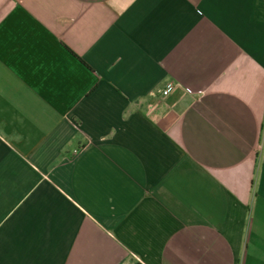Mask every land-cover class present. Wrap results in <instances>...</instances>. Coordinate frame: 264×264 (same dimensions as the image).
<instances>
[{"label": "crops", "instance_id": "obj_1", "mask_svg": "<svg viewBox=\"0 0 264 264\" xmlns=\"http://www.w3.org/2000/svg\"><path fill=\"white\" fill-rule=\"evenodd\" d=\"M0 264H264V0H0Z\"/></svg>", "mask_w": 264, "mask_h": 264}, {"label": "built area", "instance_id": "obj_2", "mask_svg": "<svg viewBox=\"0 0 264 264\" xmlns=\"http://www.w3.org/2000/svg\"><path fill=\"white\" fill-rule=\"evenodd\" d=\"M172 88H173V85L170 84V85L167 87V89H165V90L163 91V95H164V96H167Z\"/></svg>", "mask_w": 264, "mask_h": 264}]
</instances>
